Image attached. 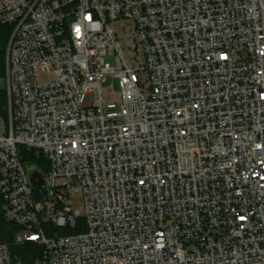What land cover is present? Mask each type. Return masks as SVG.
Instances as JSON below:
<instances>
[{
    "label": "built area",
    "instance_id": "obj_1",
    "mask_svg": "<svg viewBox=\"0 0 264 264\" xmlns=\"http://www.w3.org/2000/svg\"><path fill=\"white\" fill-rule=\"evenodd\" d=\"M2 51L1 208L35 264H264V0H0Z\"/></svg>",
    "mask_w": 264,
    "mask_h": 264
},
{
    "label": "trees",
    "instance_id": "obj_2",
    "mask_svg": "<svg viewBox=\"0 0 264 264\" xmlns=\"http://www.w3.org/2000/svg\"><path fill=\"white\" fill-rule=\"evenodd\" d=\"M4 76V53L0 52V79ZM6 91L5 87L0 88V110L5 113ZM23 159L29 164L40 166L44 164L43 157L35 150L21 149ZM2 200L0 197V242L10 245L11 252L15 258L22 261L23 264H35V260L40 253V247L32 242L23 245L14 244V237L18 232V227L14 224L8 223L2 212Z\"/></svg>",
    "mask_w": 264,
    "mask_h": 264
},
{
    "label": "rangeland",
    "instance_id": "obj_3",
    "mask_svg": "<svg viewBox=\"0 0 264 264\" xmlns=\"http://www.w3.org/2000/svg\"><path fill=\"white\" fill-rule=\"evenodd\" d=\"M113 52V51H112ZM114 54V52H113ZM108 62H113V55H111L108 58ZM4 77V76H3ZM47 77L42 76V79H46ZM6 86L5 80L3 78L0 79V88H4ZM102 89L105 92V104L112 102L115 100V94L119 92V81L117 78L107 75L106 78L102 82ZM3 116L0 113V128H2L3 125ZM71 204L74 209L79 210L82 215L85 214V204L83 201L82 193H73L71 195ZM29 264V263H26Z\"/></svg>",
    "mask_w": 264,
    "mask_h": 264
},
{
    "label": "water",
    "instance_id": "obj_4",
    "mask_svg": "<svg viewBox=\"0 0 264 264\" xmlns=\"http://www.w3.org/2000/svg\"><path fill=\"white\" fill-rule=\"evenodd\" d=\"M27 169L34 188H42L48 185L44 173L36 165L29 164Z\"/></svg>",
    "mask_w": 264,
    "mask_h": 264
}]
</instances>
